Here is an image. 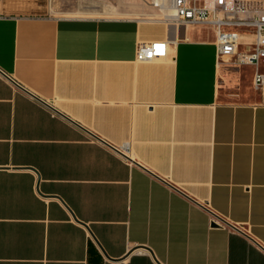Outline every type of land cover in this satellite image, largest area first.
Returning a JSON list of instances; mask_svg holds the SVG:
<instances>
[{
  "label": "crops",
  "instance_id": "crops-1",
  "mask_svg": "<svg viewBox=\"0 0 264 264\" xmlns=\"http://www.w3.org/2000/svg\"><path fill=\"white\" fill-rule=\"evenodd\" d=\"M48 8L0 0V264H264L253 68L227 96L211 28Z\"/></svg>",
  "mask_w": 264,
  "mask_h": 264
},
{
  "label": "built area",
  "instance_id": "built-area-1",
  "mask_svg": "<svg viewBox=\"0 0 264 264\" xmlns=\"http://www.w3.org/2000/svg\"><path fill=\"white\" fill-rule=\"evenodd\" d=\"M165 20L184 27H208L214 32L217 63L221 69L253 68L251 86L264 106V0H170ZM166 42H142L136 61L152 62L166 56ZM5 78H11L0 71ZM129 159V145L113 148ZM210 227H226L213 213ZM228 230L232 231L228 228Z\"/></svg>",
  "mask_w": 264,
  "mask_h": 264
},
{
  "label": "rangeland",
  "instance_id": "rangeland-1",
  "mask_svg": "<svg viewBox=\"0 0 264 264\" xmlns=\"http://www.w3.org/2000/svg\"><path fill=\"white\" fill-rule=\"evenodd\" d=\"M156 0H48V11L51 15H72L87 18H127L134 17L141 20L161 19L165 20V13L159 7L154 6ZM167 0L164 7H169ZM208 32H201L206 36ZM232 72L220 68L218 72V83L222 86L223 93L227 96L247 99L244 92L250 86V75H248L240 86L238 79ZM251 72L244 69V73Z\"/></svg>",
  "mask_w": 264,
  "mask_h": 264
},
{
  "label": "bare ground",
  "instance_id": "bare-ground-1",
  "mask_svg": "<svg viewBox=\"0 0 264 264\" xmlns=\"http://www.w3.org/2000/svg\"><path fill=\"white\" fill-rule=\"evenodd\" d=\"M167 0H156L154 2V6L159 7L162 11H164L165 16L170 17L171 16V10L169 7H164V4Z\"/></svg>",
  "mask_w": 264,
  "mask_h": 264
},
{
  "label": "water",
  "instance_id": "water-1",
  "mask_svg": "<svg viewBox=\"0 0 264 264\" xmlns=\"http://www.w3.org/2000/svg\"><path fill=\"white\" fill-rule=\"evenodd\" d=\"M214 226V225H213Z\"/></svg>",
  "mask_w": 264,
  "mask_h": 264
}]
</instances>
